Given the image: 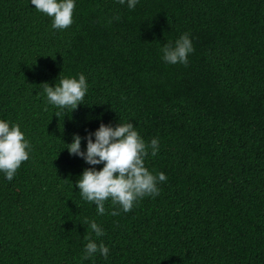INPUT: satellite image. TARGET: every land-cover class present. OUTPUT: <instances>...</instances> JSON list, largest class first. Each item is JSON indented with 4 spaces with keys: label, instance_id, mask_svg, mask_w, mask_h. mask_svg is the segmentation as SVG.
<instances>
[{
    "label": "trees",
    "instance_id": "16d2710c",
    "mask_svg": "<svg viewBox=\"0 0 264 264\" xmlns=\"http://www.w3.org/2000/svg\"><path fill=\"white\" fill-rule=\"evenodd\" d=\"M0 264H264V0H0Z\"/></svg>",
    "mask_w": 264,
    "mask_h": 264
}]
</instances>
